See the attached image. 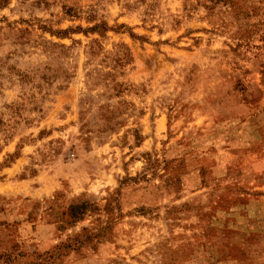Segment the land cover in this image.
I'll return each instance as SVG.
<instances>
[{
	"label": "rangeland",
	"instance_id": "374dc122",
	"mask_svg": "<svg viewBox=\"0 0 264 264\" xmlns=\"http://www.w3.org/2000/svg\"><path fill=\"white\" fill-rule=\"evenodd\" d=\"M0 264H264V0H0Z\"/></svg>",
	"mask_w": 264,
	"mask_h": 264
}]
</instances>
